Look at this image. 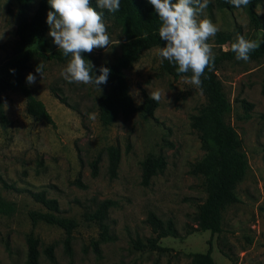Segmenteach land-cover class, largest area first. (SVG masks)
I'll list each match as a JSON object with an SVG mask.
<instances>
[{
	"label": "rangeland",
	"instance_id": "374dc122",
	"mask_svg": "<svg viewBox=\"0 0 264 264\" xmlns=\"http://www.w3.org/2000/svg\"><path fill=\"white\" fill-rule=\"evenodd\" d=\"M39 0H34L25 13L32 20ZM256 11L261 25L254 28L242 8L219 9L211 0L201 18L211 19L227 37L223 45L216 37L209 40L213 52L226 50L237 36L255 40L264 36V0ZM22 17L16 0H0V73L9 71V62L22 54L29 40L20 33ZM111 39L108 48L95 49V63L110 64L122 51L127 37L113 18L104 19ZM44 33V54L57 50L52 37ZM155 46L144 50L133 66L125 70L129 92L136 106L143 101V92L150 96L161 93L153 116L143 118L139 111L129 118L118 117L111 125L99 120V110L107 87L68 83L60 75L68 59L56 61L43 56L30 59L25 69L36 75L29 85L41 100L54 125L37 120L26 111V98L19 90L2 94L7 122L0 125V196L14 202L11 214L0 208V264H24L25 235L39 239L40 264H188L191 253L205 252L212 241V257L216 264H264V56L258 59L226 60L216 69L231 109L224 121L233 127L246 154L247 169L236 184L238 201L222 214L221 231L211 236L209 230H197L194 215L206 198L204 179L190 173L205 150L192 117L208 100L202 87L185 82L190 76L174 77L161 69L162 60ZM44 65L43 78L35 73ZM27 81V80H26ZM65 100L64 102L62 100ZM245 100L252 108L245 109ZM116 145L120 161L116 177L108 174L105 149ZM150 154H162L166 165L148 185L141 183V162ZM98 159L97 175L90 164ZM79 180L84 187H80ZM45 190L57 199L61 214L73 218L77 227L72 232V251L63 247L66 236L56 225L39 221L32 224L28 212L44 211L29 191ZM115 202L108 210V239L99 240L98 226L84 218L93 211L95 200ZM152 210L164 222L172 220L178 236H167L158 245L163 251L137 250L133 240L143 242L152 235L145 222ZM99 240L98 252L94 242ZM54 245V261L43 253Z\"/></svg>",
	"mask_w": 264,
	"mask_h": 264
},
{
	"label": "trees",
	"instance_id": "16d2710c",
	"mask_svg": "<svg viewBox=\"0 0 264 264\" xmlns=\"http://www.w3.org/2000/svg\"><path fill=\"white\" fill-rule=\"evenodd\" d=\"M19 6V13L22 21L19 24L20 33L29 40V45L24 52L13 58L9 62V71L0 73V125L5 126L7 122L3 107L2 94L9 90H19L26 98L27 113L37 120H43L48 124L54 125V121L47 111L44 103L37 99L27 84L25 69L27 62L37 56H43L56 61H64L68 57L62 55L59 49L51 51L48 55L44 54L38 47L44 46V33L49 30L47 24V13L51 10L47 0H39L33 12L32 20L27 23L24 15L28 12L34 0H16ZM213 4L219 9L235 8L227 0H212ZM95 7V0H92ZM261 0H251L248 6L241 8L246 13L249 23L254 28L261 25L260 17L256 11L257 5ZM104 11V19L113 18L118 23L127 37V41L122 47L121 54L110 64L95 63L91 54L85 53L86 59L94 65V72L99 75L101 66L110 69L107 83L100 87H107L108 93L104 96L99 110L100 122L107 126L111 125L118 117L123 119L139 111L143 118L153 116L158 102L150 99V96L143 92V101L136 106L129 92L126 81L125 70L131 68L140 54L155 46H164L165 42L159 38L158 30L161 21L158 18L153 6L148 0H121L120 10L116 13ZM217 43L221 46L227 42L224 33L218 32L216 35ZM234 40L232 43H234ZM264 56V44L251 53L250 58L258 59ZM236 59L231 47L215 54V67L212 70H205L201 77L202 89L207 97V104L199 108L198 113L192 117L191 126L197 132L201 141V146L205 150V155L191 165L190 173L200 175L204 179L206 190L205 200L199 204L194 215L195 229L209 230L211 236L221 231L222 214L226 207L238 201L236 195V184L244 177L247 169L246 154L235 129L227 125L224 121V114L231 109L230 101L226 97L221 82L217 78L216 69L223 61ZM161 69L174 77L191 76V73L178 74L176 66L167 60L161 63ZM14 70V71H13ZM264 93V85L262 88ZM65 101L64 99L62 100ZM245 109L252 108V104L242 100ZM108 174L111 178L116 177L120 161V149L116 145H109L105 149ZM98 159L91 164V174L97 175ZM166 165L165 157L162 154H150L141 162V183L148 185L151 178L162 173ZM80 187L83 184L76 180ZM29 195L34 201L40 203L44 211L31 210L28 216L32 224L39 221L56 225L62 228L66 234L63 240V247L67 254L72 251V232L77 227V222L70 217L63 216L57 199L49 197L45 190L29 191ZM115 202L110 199L102 201L95 200L93 211H85L84 218L88 222H93L99 229V240L104 241L111 237L110 228L107 224V214ZM0 208L5 214L14 211V202L0 196ZM145 222L151 228L152 235L143 242L140 238L133 240V246L137 250H156L163 251L167 248L158 245L161 238L167 236H178V231L172 220L164 222L152 210L147 212ZM211 237L208 239V248L205 252H196L189 255L188 264H216L212 253ZM99 240L94 242V250L98 252ZM39 239L32 233L25 235L26 259L24 264H40L39 262ZM54 245L50 244L43 249V253L49 261H54ZM232 264H237L230 255L224 253Z\"/></svg>",
	"mask_w": 264,
	"mask_h": 264
},
{
	"label": "clouds",
	"instance_id": "9594fccd",
	"mask_svg": "<svg viewBox=\"0 0 264 264\" xmlns=\"http://www.w3.org/2000/svg\"><path fill=\"white\" fill-rule=\"evenodd\" d=\"M51 10L47 13L49 35L62 55L68 57L66 67L60 75L68 83L94 85L106 84L110 69L101 66L99 75L94 72L95 65L85 58L95 49L108 48L111 39L104 21V11L116 13L121 0H47ZM158 15L161 25L158 35L165 45L158 49L161 60L176 66L178 74L191 73L185 82L195 87L202 85L201 77L205 70L215 67V53L209 40L220 31L209 18H201L211 0H148ZM235 8L248 6L251 0H227ZM264 44V36L249 40L237 36L231 50L237 60L247 62L251 53ZM14 71V70H13ZM44 65L35 68L43 78ZM36 75L26 77L29 85L36 83ZM150 99H161L159 91L150 93Z\"/></svg>",
	"mask_w": 264,
	"mask_h": 264
}]
</instances>
